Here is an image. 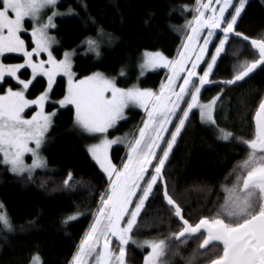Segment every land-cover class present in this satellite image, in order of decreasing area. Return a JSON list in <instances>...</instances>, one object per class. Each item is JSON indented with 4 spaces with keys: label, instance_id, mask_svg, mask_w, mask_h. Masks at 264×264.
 Segmentation results:
<instances>
[{
    "label": "snow or ice",
    "instance_id": "6c2138e0",
    "mask_svg": "<svg viewBox=\"0 0 264 264\" xmlns=\"http://www.w3.org/2000/svg\"><path fill=\"white\" fill-rule=\"evenodd\" d=\"M247 2L196 0L193 8L185 6V11H192L193 17L185 24L186 30L176 56L170 59L159 51L143 53L141 74L147 69L168 70L159 91H153L135 86L119 88L114 80L100 73L74 79L72 53L65 52L64 58L57 60L52 53L54 38L48 34L50 28L56 27L54 18L62 13L52 11L47 21L41 22L44 10L55 9L58 0H0V56L20 53L24 58L21 64L0 63V82L10 77L19 86L18 90L9 87L0 94V157L12 173L17 176L27 173L31 180L37 169L47 166L40 149L56 113H47L45 105L58 75L67 77L68 86L66 95L57 103L61 108L74 106V126L83 132L108 133L124 119L125 109L130 105L143 109L145 113L142 126L126 142L127 159L122 166L115 165L108 155L111 145L121 140H109L105 136L100 143L89 146L92 159L107 177V188L100 194L92 222L69 264H126L127 245L137 243L131 234L161 184L163 200L169 214L178 222L179 230L168 240L138 244L150 249L144 256V264H163L162 258L170 241L184 244L200 237L203 240L197 252L205 256L211 252L214 258L209 264H264V98L253 116V136L240 140V145L246 146L247 156L234 169L235 182L231 186H221L224 202L214 216H204L197 223H190L181 205L170 195L164 176L166 164L193 109H199L202 123L216 125L214 113L221 94L207 103H202L200 98L206 85L216 83L210 76L218 59L226 52L230 39L236 37L249 42L256 58L239 63L234 67L233 77L219 83L235 85L257 68L264 67V34L250 38L236 31ZM26 18L33 24L31 51L21 39ZM218 33H222V37ZM101 37L102 33H98L97 37L86 38L83 43L87 50L99 55ZM214 38H218L219 43L215 44L212 53L209 45L214 44ZM42 53L47 54V61L40 59L37 62L36 58ZM209 54L210 60L206 59ZM201 64L207 65L202 74L198 72ZM26 67L31 69V78L20 79L18 73ZM40 76L46 78L47 86L35 99H27L26 92ZM33 105L38 110L31 119H24L22 113ZM219 132L222 140L233 138L231 132L224 129ZM26 153L32 156L30 165L25 163ZM73 181V173L69 172L63 180L64 187L71 188ZM77 218L72 215L64 223ZM0 230H14L2 203ZM114 245L118 247V254ZM29 264L43 262L36 254L30 258Z\"/></svg>",
    "mask_w": 264,
    "mask_h": 264
},
{
    "label": "trees",
    "instance_id": "16d2710c",
    "mask_svg": "<svg viewBox=\"0 0 264 264\" xmlns=\"http://www.w3.org/2000/svg\"><path fill=\"white\" fill-rule=\"evenodd\" d=\"M194 3L195 0H59V7L70 8L71 12L56 18L53 33L58 45L53 52L60 57L63 50H74L72 67L76 77L99 70L113 75L117 85L128 86L138 80L139 86L154 91L165 68L149 70L138 78V64L147 50L173 57L184 36L185 24L192 16L185 6L191 9ZM236 31L250 38L264 34V0H248ZM98 33H102L103 39L99 55L83 51V41L97 37ZM23 37L30 47V35L24 33ZM217 41L215 38L210 52ZM255 58L249 42L230 39L210 76L216 83L206 85L200 98L208 101L221 94L214 113L216 125L202 123L198 111L193 109L164 169L170 195L192 224L217 213L223 201L221 186L235 180L234 169L247 156L246 146H241L240 140L250 139L254 134L253 116L264 98V67L235 85L219 82L231 79L239 63ZM21 59L18 54L2 56L7 62ZM122 68L126 73L119 75ZM19 73L24 78L30 75L27 68ZM45 84L44 77H37L26 95L34 97ZM7 87L19 86L5 77L0 82V92ZM64 92L65 78L58 76L50 93L51 101L46 103V109L54 110L56 115L42 149L51 168L35 171L29 180L26 173L23 176L12 173L0 157V203L5 205L14 229L0 230V264H27L33 254H38L43 264H67L97 207L99 194L107 187V177L86 147L91 137L74 126L73 107L61 108L53 102ZM141 115L139 109H128L124 119L108 133L129 136ZM219 129L231 132L233 138L220 139ZM124 147V144L112 146L110 158L115 165ZM69 172L74 176L73 186L65 188L63 180ZM162 192L161 184L139 218L132 237L168 240L179 230ZM72 215L78 218L65 224V219ZM202 240L200 237L184 244L170 241L163 264H209L214 258L212 253L205 256L197 252ZM146 253L147 247L134 244L126 247L130 264H142Z\"/></svg>",
    "mask_w": 264,
    "mask_h": 264
},
{
    "label": "rangeland",
    "instance_id": "374dc122",
    "mask_svg": "<svg viewBox=\"0 0 264 264\" xmlns=\"http://www.w3.org/2000/svg\"><path fill=\"white\" fill-rule=\"evenodd\" d=\"M58 2H59V0H58ZM235 2L238 3L239 0H235ZM195 3H196V0H195ZM195 3H194V6H195ZM52 11H57V12H59V13H62V15H58V16H56V17L54 18V21H53V22H54L55 25H56V18L59 17V16H64V15L68 14L69 12H71V9H70V8H68V9L60 8L59 5H58V3H57V6H56L55 9H51V8H49V9H45V10H44V12H43L42 15H41V22H46L48 16L52 14ZM192 17H193V12H192L191 19H192ZM191 19H190V20H191ZM229 19H230V17H229ZM32 27H33L32 21H31L30 19L26 18V20H25V24H24V29H25V30L21 33V39L25 40V38L23 37V34H24V33H28V34L30 35V39H31V42H32V37H31V30H32ZM53 29H54V28H50V29L48 30V34H49L51 37L54 38V43L52 44V53H53V56H54L57 60H62V59L64 58V53H65V52L72 53V56H71V62H72V57H73V53H74V50H73V49H65V50H63V51H62V55H61L60 57H57V56L54 54V52H53V47L56 46V45H58V40H57V38L55 37V35H54V33H53ZM206 34H207V33H206V31H205L204 35H206ZM218 35L222 37V33H218ZM214 39H215V38H214ZM102 40H103V39L100 38L99 46H100V44L102 43ZM201 43H202V41H201ZM218 43H219V39H218V41H217L216 44H218ZM25 44H26V41H25ZM211 45H212V44L209 45V48H211ZM83 46H84V50H83V51L90 52V53H93V54L97 55L96 52L88 51V50H87V47H86L85 44H84ZM26 47H27V49H28L29 51H31V49H32V47H33V44H32L30 47H28L27 44H26ZM156 51H157V50H153V51L147 50V52H156ZM145 52H146V51H145ZM145 52H144V53H145ZM159 52H160V51H159ZM214 52H215V46L213 47V50H212V53H214ZM176 53H177V50H176V52H175V54L173 55L172 58H174V57L176 56ZM5 54H18V55H20V56L22 57V59H21L20 61L7 62V61H3V60H2V56H0V63H3V64H5V65H14V64H21V63L24 62L23 55L20 54V53H5ZM5 54H4V55H5ZM40 59H43V60L47 61V59H48L47 54H46V53H42L39 57L36 58L37 62H38ZM170 59H171V58H170ZM206 59L210 60V59H211V55H210V56L206 55ZM141 63H142V59H141V61H140L139 64H138V70H139V71H138V78L142 77L147 71H149V70H153V69H147V70H145V71L143 72V74H141V67H140ZM202 65H203V64H201L200 68L198 69V72H199L200 74H202L204 68L207 67V65H205L204 68H201ZM26 68H27V67H26ZM27 69L29 70V73H30L29 77H28V78H24V77L20 76V73H18V76L20 77V79H30V78H31V75H32V73H31V69H30V68H27ZM72 72L74 73V79H76V80L84 79L85 77L92 76V75L95 74V73H100L102 76H104V77H106V78H108V79H111V80H114V81H115V77H114L113 75L107 74V73H105V72H103V71H99V70H97V71H93V72L88 73V74H86V75H84V76H81V77H76V76H75V72H74V70H73V67H72ZM121 72H123L124 74L126 73L125 70H124L123 68L119 70L118 74L121 75ZM167 73H168V70L165 68V69H164L163 76H162V78H161V80H160L158 86L156 87V89H155L154 91H159V89H160V85H161V82L165 80ZM58 76H63V75H58ZM58 76H57V77H58ZM57 77H56V78H57ZM63 77L65 78V92H64V94H63L61 97L56 98V99H53V102L56 104L57 107H60L59 104L57 103V101L63 99V97H64V96L66 95V93H67V86H68V83H67V77H65V76H63ZM44 78H45V77H44ZM45 80H46V78H45ZM115 83H116V82H115ZM46 86H47V80H46L45 87H46ZM116 86L119 87V88H124V89L131 88V87H133V86L138 87V88H141V89H148V88H145V87H141V86H139V84H138V80H135L132 84H130V85H128V86H120V85H117V84H116ZM45 87H44V89H45ZM8 88H9V87H7V88L5 89V91H6ZM18 88H19V87H17V88H13V90H18ZM44 89H43V90H44ZM43 90H42V91H43ZM5 91L0 92V94H4ZM42 91H41V92H42ZM41 92L38 93L37 95H35L34 97H28V96L26 95V98H27V99H30V100L35 99L38 95L41 94ZM216 96H217V95H216ZM214 97H215V96H214ZM212 98H213V97H212ZM212 98H211V99H212ZM211 99H210V100H211ZM48 101H51V97H50V96H49V100H48ZM208 101H209V100H208ZM208 101H203V100H201L202 103H207ZM66 106H67V105H66ZM71 106H72V105H71ZM72 107H73V109H74V106H72ZM128 109H139V110L142 111V115H141V117H140V119H139V121H138L136 127L134 128V130L132 131V133H131L129 136L125 137L122 133L113 134V135H110L109 133H106V134H104V135H101V134H89V133H86V132H85L86 134H88V135L91 137V140L86 144L87 150H88L89 146L100 143L101 140L105 138V136H106V138L109 139V140H117V139H119V140L122 141V142H118V143L112 144L111 147H110L109 150H108V155H109V157H110V150H111L112 146H114V145H116V144H124V146H125V147H124L125 150H124V152H123V154H122L120 160H119L118 163L116 164L118 167H119V166H122V162L125 161V160L127 159V147H126V142L132 139V136H133L134 133H137V132H138V128L142 126V121H143V119L145 118V113H144L143 109H141V108H139V107H136V106H134V105H130L129 107H127V108L125 109L124 117L126 116V114H127V110H128ZM37 110H38V109L36 108V106H34V105H33V106H30L29 108H26V109L24 110V113H22V116H23L24 119H31V117L35 114V112H36ZM196 110H197L198 113H199V109H196ZM45 111H46L47 113H52V112H54V110H51V111H50V110H47V109H46V105H45ZM199 116H200V113H199ZM74 117H75V109H74ZM117 123H118V122H117ZM111 129H112V128H111ZM111 129H109V130H111ZM109 130H108V131H109ZM225 131H226V130H225ZM227 132H228V131H227ZM219 136H220V135H219ZM45 141H46V139H45ZM45 141H44V143L42 144L41 149H40V155H41V157H42L43 159H45V158H44V156H43L42 149H43V147H44V145H45ZM30 147H35V145H34V144H30ZM88 152H89V151H88ZM89 154H90V153H89ZM90 156H91V154H90ZM91 157H92V156H91ZM110 159H111V158H110ZM94 161H95V160H94ZM25 163H26V164H29V165L32 163V156H31L30 153H26V154H25ZM98 166H99V165H98ZM8 168H9V167H8ZM50 168H51V166L47 163V166H46L45 168L37 169V170H47V169H50ZM9 170H10V169H9ZM37 170H36V171H37ZM26 174H27V173H26ZM235 179H236V178H235ZM234 182H235V180H233V181H232L230 184H228L227 186H231ZM106 188H107V187H106ZM102 192H103V191H102ZM102 192H101V193H102ZM101 193H100V194H101ZM100 194H99V196H100ZM223 197H224V193H223L222 199H223ZM223 202H224V199H223V201H222V204H223ZM98 204H99V200H98ZM98 204H97V206H98ZM96 208H97V207H96ZM94 211H95V210H94ZM92 219H93V217H91V219H90V221H89L87 227L85 228V230H84V232H83V234H82V236H81V238H80V240H79V243H80L82 237L84 236L86 230L89 228V225H90V223L92 222ZM196 223H197V222H196ZM132 240L136 241L137 243H131V242H130L129 244H134V245L138 246V244H143L145 241L163 240V239H155V238H154V239H153V238H134V237H132ZM79 243H78V245H79ZM78 245H77V246H78ZM145 247H146V246H145ZM76 250H77V247H76L74 253L76 252ZM114 250H115V251L117 252V254H118V247H116L115 245H114ZM148 251H150V249L147 248V253H148ZM74 253H73V254H74ZM147 253H146L145 255H147ZM33 255H36V254H33ZM33 255H32V256H33ZM32 256H31V257H32ZM72 256H73V255H72ZM72 256H71V258H72ZM71 258H70V260H71ZM70 260H69V261H70ZM162 260H163V259H162ZM189 263H191V262H189ZM189 263H188V264H189ZM27 264H29V262H28ZM67 264H69V262H68ZM126 264H130V262L127 260V258H126ZM142 264H144V259H143Z\"/></svg>",
    "mask_w": 264,
    "mask_h": 264
},
{
    "label": "water",
    "instance_id": "95a60500",
    "mask_svg": "<svg viewBox=\"0 0 264 264\" xmlns=\"http://www.w3.org/2000/svg\"><path fill=\"white\" fill-rule=\"evenodd\" d=\"M180 44H181V42H180Z\"/></svg>",
    "mask_w": 264,
    "mask_h": 264
}]
</instances>
